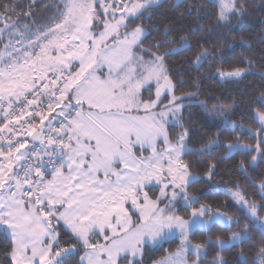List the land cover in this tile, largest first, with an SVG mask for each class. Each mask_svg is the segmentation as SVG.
<instances>
[{
  "label": "snow or ice",
  "instance_id": "snow-or-ice-1",
  "mask_svg": "<svg viewBox=\"0 0 264 264\" xmlns=\"http://www.w3.org/2000/svg\"><path fill=\"white\" fill-rule=\"evenodd\" d=\"M18 3L0 5V37H9L0 50V231L9 241L8 264H146L149 252L177 238L175 250L152 264H227L225 253L252 241L253 232L264 237V177L256 181L248 171L264 165V103L253 118L259 129H248L253 144L232 118L235 98L211 105L208 94L201 98L207 76L223 83L250 75L264 80V68L257 71L243 54L227 57L231 43L219 38L194 39L192 28L170 35L174 26L166 24L144 47L150 32L143 22L159 0H49L43 7L55 5L51 26L35 32V21L21 24L20 17L33 16L36 0L27 12L17 11ZM189 7L196 22L207 18L208 31L231 35V42L234 21L256 11L248 0ZM259 7L264 10V0ZM239 42L247 44L243 35ZM181 54L187 68L173 70L169 58ZM104 67L107 73L98 75ZM257 99L264 101V90ZM195 110L214 132L193 118ZM229 128L235 137L222 140ZM135 145L150 155L137 156ZM222 149L224 158L242 157L240 171L257 185L259 201L238 184L226 189L240 214L189 191L200 182L197 164L204 181L213 180ZM216 225L228 234L213 233ZM199 229L207 235L194 241ZM81 248L79 260H70ZM239 255L243 264H264V239L250 261L242 247Z\"/></svg>",
  "mask_w": 264,
  "mask_h": 264
},
{
  "label": "trees",
  "instance_id": "trees-1",
  "mask_svg": "<svg viewBox=\"0 0 264 264\" xmlns=\"http://www.w3.org/2000/svg\"><path fill=\"white\" fill-rule=\"evenodd\" d=\"M32 0H19L17 5V11L23 10L28 11V5ZM250 5L256 7V11L252 12L249 16L245 17L242 21L237 24L235 21L233 23L234 32L236 36V41L231 42V35L225 37L223 32L220 36L217 37V32L220 30L208 31V20L207 18H202L200 22H196L193 17L194 9L189 6L196 3H214V0H160L159 3L153 6L152 9V18L151 20H145L143 23L145 27L148 28L150 35L147 40L144 42V47H150V42L153 37H159L160 33L163 32L164 25L174 26L173 32L171 34L179 35L181 29L187 31L192 28L195 29L194 39L203 35L208 41H215L219 38L223 43H231V48H225L224 51L227 57H238L241 54L251 57L253 60L256 70L264 68V10H261L259 5L261 0H248ZM13 3V0H0V5H10ZM49 3V0H36V7L33 9V16L25 18L20 17L21 22L35 21L36 26H51L52 17L55 14V5L50 8H44L43 4ZM182 14V15H181ZM140 21H137L139 23ZM204 25L205 31H200V24ZM43 30V27H41ZM243 35L244 39L247 41V44H241L239 42V37ZM250 45V47H249ZM167 47V45H165ZM155 50V49H153ZM163 51V49H161ZM184 55L174 56L169 58V66L173 70L180 69L185 70L187 65L183 63ZM264 90V80H261L259 75L248 76L241 83H223L218 78H213L207 76L203 80V93L201 95L202 99L207 98L205 94H208L211 98L208 99V103L211 105L217 103V98L220 102L225 104L232 102L233 98L236 99V103L233 106V119L238 122H242L245 125V129L240 133L241 138L245 142H250L255 144L256 136L253 135L251 140H249V131L251 128L253 133H256L260 127L258 120H254L255 109L259 107L260 101L257 98L259 97L260 92ZM143 97L146 99L148 97V92H143ZM194 119L198 120L201 125L208 126L210 132L215 131V127L211 126L210 121L205 117V114L195 110ZM236 133L232 132L231 129L225 131L221 139L224 137H235ZM264 135V133H261ZM138 152H141L140 148H136ZM218 164L216 168V175L212 181L205 182L203 177V165L197 164L194 166V171L200 173V182L194 184L189 191L193 192L200 196L202 201L207 200L212 203L213 207H221L222 211H227L229 214H240V209L227 194L226 189L231 188L236 189L237 184L240 187V190L250 199H255L259 201L260 197L257 193V185L252 182V179L247 178L239 169V161L242 157L238 154L231 156V158L223 157V149L219 155ZM247 159V158H245ZM248 171L251 174V177L256 181H259L261 177H264V165L257 167L255 169L249 168ZM180 209V214L185 215L181 205H177ZM264 215V211L261 213ZM136 219V213L134 214ZM63 231V229H58ZM213 233L223 231L224 235H227V229H222L219 225H216L212 229ZM207 233L203 229L196 231L195 236L193 237L194 241L202 240ZM253 240L245 243L243 245H238L234 247L230 252L225 253V258L227 264H243V258L239 255V250L242 247L246 253L247 259L250 261L253 257L255 248L259 245L261 239L260 233L258 231L253 232ZM61 239H66V235H61ZM179 243V239L165 243L163 247L149 252L145 261L146 264H151L152 261L159 259L165 255V250L172 251L176 248ZM9 241L5 238V235L0 231V264H8L4 260V253L7 251ZM84 251L83 248L75 254L74 257H71L70 260L78 261L80 255ZM215 254L214 249L209 250L208 259L211 260L212 256Z\"/></svg>",
  "mask_w": 264,
  "mask_h": 264
},
{
  "label": "rangeland",
  "instance_id": "rangeland-1",
  "mask_svg": "<svg viewBox=\"0 0 264 264\" xmlns=\"http://www.w3.org/2000/svg\"><path fill=\"white\" fill-rule=\"evenodd\" d=\"M160 1V0H159ZM23 23H29V22H21V24H23ZM0 27H2V24H0ZM32 27H33V31L35 32V30H36V25L35 24H33L32 25ZM41 31H42V29H40ZM97 32L99 31V29H97L96 30ZM32 37H30V39H31ZM8 39H9V37H8V35L5 33L2 37H0V50H2L3 49V47H4V44L5 43H7L8 42ZM109 43H111V41H109ZM142 55H144V58L145 59H148L149 57L146 55V54H143V53H141ZM77 67H78V65H77ZM73 71H75V69H73ZM107 73V67H104L103 68V71L102 72H97V74L98 75H101V76H103L104 74H106ZM153 92H154V86H153ZM147 99V98H146ZM84 106H86V108L88 109V105L87 104H85ZM133 115H144V113H143V111H141V112H139V113H137V112H133L132 113ZM134 147H139V146H134ZM142 153V155H144V156H148V155H150V150H147V149H145L143 152H141ZM157 193H158V191H159V189H156L155 190ZM150 195H152V193L150 192ZM153 198H154V196H153ZM130 205H131V203H130ZM161 206H163V205H161ZM132 207V206H131ZM134 210V209H133ZM135 211V210H134ZM137 215H138V213L136 214V217H137ZM187 218V217H186ZM94 239H96V238H94ZM99 240H100V242L101 243H103V239L101 240L100 238H99ZM175 250V249H174ZM173 251V250H172ZM84 252V251H83ZM83 252H82V254H83ZM157 260V259H156ZM121 264H125V262L124 261H121ZM152 264V263H151Z\"/></svg>",
  "mask_w": 264,
  "mask_h": 264
},
{
  "label": "crops",
  "instance_id": "crops-1",
  "mask_svg": "<svg viewBox=\"0 0 264 264\" xmlns=\"http://www.w3.org/2000/svg\"><path fill=\"white\" fill-rule=\"evenodd\" d=\"M84 107L86 108V106H84ZM86 109H87V108H86ZM135 146H136V145H135ZM137 146H139V145H137ZM136 148H140V146H139V147H133V152H134L137 156L142 155L141 152L136 151V150H137ZM115 166H116V167H121V165H119V164H116ZM65 171H66V169H65ZM47 178H48V179H51V175L49 174ZM100 178L103 179V173H100ZM146 190H147V189H146ZM126 207L129 208V210H130V214L134 213V210L132 209V207H131V205H130V202H128V204H126ZM136 214H137V213H136ZM133 220H135L134 215H133ZM100 239L102 240L103 238L100 237Z\"/></svg>",
  "mask_w": 264,
  "mask_h": 264
},
{
  "label": "built area",
  "instance_id": "built-area-1",
  "mask_svg": "<svg viewBox=\"0 0 264 264\" xmlns=\"http://www.w3.org/2000/svg\"><path fill=\"white\" fill-rule=\"evenodd\" d=\"M29 98H31V97H29ZM46 103L47 102H45V110H46ZM74 103V102H73ZM84 110L85 111H87V109L84 107ZM75 113H73V115H74ZM53 115H55V113L53 114ZM36 123H39V118H37V120H36ZM46 123V122H45ZM55 127H59V123H55V125H54ZM29 140H30V138H29Z\"/></svg>",
  "mask_w": 264,
  "mask_h": 264
}]
</instances>
